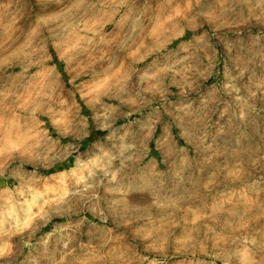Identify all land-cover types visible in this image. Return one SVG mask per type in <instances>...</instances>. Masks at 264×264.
<instances>
[{"label": "clouds", "instance_id": "clouds-1", "mask_svg": "<svg viewBox=\"0 0 264 264\" xmlns=\"http://www.w3.org/2000/svg\"><path fill=\"white\" fill-rule=\"evenodd\" d=\"M0 264H264V0H0Z\"/></svg>", "mask_w": 264, "mask_h": 264}]
</instances>
